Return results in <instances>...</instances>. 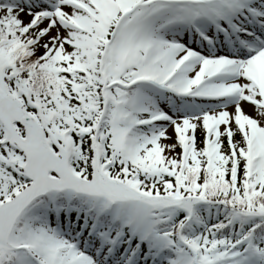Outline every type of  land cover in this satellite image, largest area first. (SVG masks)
<instances>
[{"label":"snow or ice","instance_id":"obj_1","mask_svg":"<svg viewBox=\"0 0 264 264\" xmlns=\"http://www.w3.org/2000/svg\"><path fill=\"white\" fill-rule=\"evenodd\" d=\"M0 264H264V0H0Z\"/></svg>","mask_w":264,"mask_h":264}]
</instances>
